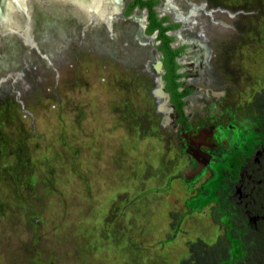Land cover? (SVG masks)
<instances>
[{"label":"rangeland","instance_id":"374dc122","mask_svg":"<svg viewBox=\"0 0 264 264\" xmlns=\"http://www.w3.org/2000/svg\"><path fill=\"white\" fill-rule=\"evenodd\" d=\"M31 1L21 29L36 1L96 21L38 15L28 43L0 31V264H183L198 241L237 263L246 198L220 171L255 169L261 150L250 181L264 188V0H185L198 44L182 56L184 121L156 92L153 44L130 37L134 20L97 22L116 3Z\"/></svg>","mask_w":264,"mask_h":264},{"label":"flooded vegetation","instance_id":"af4514ba","mask_svg":"<svg viewBox=\"0 0 264 264\" xmlns=\"http://www.w3.org/2000/svg\"><path fill=\"white\" fill-rule=\"evenodd\" d=\"M107 1H109L110 3H113V2L117 3L116 7L118 6V8L116 11L110 14V16L106 15L105 17L98 19L97 22L100 24L104 23L106 30L108 29L111 32H116L117 31L116 27H119V25L116 22L115 23L113 22L115 19V13H118V14L121 13L122 17L125 19L134 20L132 25H130L129 35L135 41H139L144 44H146V42L151 41V43L153 44L152 48L150 46H145L147 55L150 56L148 58L147 63L149 65V69L152 72L153 70H152L151 65H152L153 59H152V55L150 54L151 53L150 51L152 49H156L158 51L159 55L157 58L160 60L161 66H162L161 78L163 80V87L168 96V102L174 108L175 113L177 115V120H178V113H177L176 107L171 102V99H170L171 93L166 87L167 86L166 75L168 72V68H167V63H166L167 59L165 57L166 56L165 51L161 47L163 40H162V37H160V28L155 27L154 29L149 31V27L152 24L150 20V15H151V10H153L156 21H159L162 27H166V29L163 30V34L171 37L170 41L168 42L169 47L172 49H178L177 54L173 56V62L177 66L174 71L175 73L179 74V76L176 77L174 80L176 82H179V85L177 87V90L179 92L188 89L187 93L179 97V99L182 101V110H184V101H185V98L191 93V88L189 86L183 85L182 83V77L184 76V71H181L180 68L183 62L185 61L183 60L182 56H183V53L190 47L189 45H192V44L197 45L198 43L194 42L195 41L194 39L196 38L197 33L196 31L192 30L193 29L191 27L192 22L188 24V22L185 21L186 19L185 20L182 19V16L186 17L187 13L190 11L192 7H190V9L187 10V6L184 5L180 0H175V2L174 0H170V6L172 7V9L174 8L175 10H177L179 14L181 13V15L178 16L174 14V11L165 9V4L168 2L167 0H107ZM167 11L170 13H167ZM136 13L140 15H135ZM118 14L116 16L117 18H118ZM66 17L76 18L80 23H83V24L86 23L87 21H96L92 18L91 19L89 18L87 20H82L74 15H66ZM173 17L177 19H182L184 21V23L182 22V26H180L181 25L180 22L173 20L172 19ZM50 18H54V14H52L51 17H48V18L44 17L45 21L49 20ZM198 21L203 22L204 20L198 19ZM112 26L114 27V29L111 28ZM185 27L189 29L190 33L192 34L191 38L188 40H186V38H183L179 34V32H181ZM140 31H143V33L146 34L149 38L146 40L143 37H141ZM150 36H153V38L151 39ZM176 40H177V43H176ZM156 73L159 75V72H156ZM156 73L154 72V75ZM155 76H156V79H155L156 84H160L159 77L157 78V75ZM260 154H261V150L253 151V154H252V156L254 155L253 162H256V163H253V164H256L255 169L260 168V166H258V164H260L259 159H258ZM240 163L241 164L237 169L235 168L237 164L235 162L233 166L231 163L225 167L226 169L220 171L221 175H223V173L228 174L231 181H234V185H233L234 191H235L234 193H236L240 199L244 197L246 198L244 203L240 207L239 205H237L235 209V212L238 218H239V215L240 217H242V222H240L239 225H243V227H240L238 225V222H235L236 223L235 226L240 229V232H241L240 237L242 239V241L240 242L241 246H238V250L241 252V256L238 258V261H244V264H245V262L248 260H252V261L254 260L256 262H259V263L262 262L264 264V260L261 259L262 256L264 255V239H263L264 235L260 236L262 232L260 228H264V214H261L258 217L250 216L252 207L256 204H258L259 206V203L262 204V202H260V199L261 198L262 200L264 199V188L262 187L263 180H256V181L252 180L251 182L250 173L253 172L255 169L250 168L249 171H247L248 167L250 166L249 162L247 163V161L241 160ZM213 180L214 179H210V182H211L210 184L213 183ZM230 184H228L225 187V189H227L230 186ZM230 198H232V196H230ZM256 220H258L257 225L254 224ZM258 229H259V233H258L259 235L257 237L253 238L252 236V238L247 239L248 235H250L251 233L250 230H258ZM246 235L247 237L244 238V236ZM234 246L237 249V245L235 244Z\"/></svg>","mask_w":264,"mask_h":264},{"label":"trees","instance_id":"16d2710c","mask_svg":"<svg viewBox=\"0 0 264 264\" xmlns=\"http://www.w3.org/2000/svg\"><path fill=\"white\" fill-rule=\"evenodd\" d=\"M150 20H151V26L149 27V31L154 29L155 27L160 28V37H162L163 43L161 45L162 49L165 51V57L167 59V68L168 72L166 75L167 78V89L170 91L171 96V102L175 105L177 113H178V120L179 121H184L185 117L183 114L182 110V101L179 99L180 96L184 95L187 93L188 89L179 92L177 90V87L179 85V82H176L174 79L179 76V74L175 73V68L177 67L176 64L173 62V56H175L178 52V49H172L169 47L168 42L170 41L171 37L164 35L163 30L166 29V27H162L160 25L159 21H156V18L154 16L153 10H151V15H150ZM173 26V25H172ZM239 225V223H238ZM240 227H243V225H239ZM262 230L261 235H264V228H260ZM251 233L250 235L244 236L247 237V239L255 238L259 234V229L258 230H250ZM259 238V237H258ZM264 239V236H263ZM191 251L194 254V259L193 261H186L183 264H221V255L224 257H228V253L226 250L225 246H222L221 244H215L212 246H207L203 244L202 242L198 241L194 244H191L190 246ZM264 260V255L262 258ZM254 261V260H253ZM252 260H248L245 262V264H263L262 262H253ZM235 264H244V261H237Z\"/></svg>","mask_w":264,"mask_h":264},{"label":"water","instance_id":"95a60500","mask_svg":"<svg viewBox=\"0 0 264 264\" xmlns=\"http://www.w3.org/2000/svg\"><path fill=\"white\" fill-rule=\"evenodd\" d=\"M184 5L187 1L185 0H180ZM23 2L22 0H0V22H9L11 20H15L14 22L17 24V26H13L12 29H8V26L6 28L0 26V31H6L7 34H10L11 36L14 35L17 38L20 39L21 42L23 43H28L31 41L32 39V30H33V26L29 28L30 25H32V23L34 24V21L36 20V17H38V15L42 16L43 18L45 17L44 13L42 12V10L40 8H38V2L36 1V3H32L30 5L32 13L36 12V14L32 15L31 18L29 19V17L27 18V29H30L29 32H20V25H19V21H23L25 18H22V8H23ZM197 8V7H196ZM7 11H9V14L7 15ZM191 12V11H190ZM190 12L187 13L186 17L184 19H186L185 21H187L189 23V16H190ZM167 13H170L167 11ZM13 14V15H12ZM118 13H115V16H117ZM54 18L59 22L62 23L63 20L66 19L65 16L60 15L59 13H55L54 12ZM173 20H176L178 22H180V26H182V19H177V18H172ZM16 20H19L18 22H16ZM104 24V23H102ZM10 25V24H8ZM11 26V25H10ZM12 27V26H11ZM16 28V29H14ZM140 35L141 37H143L144 39H148L149 37L143 33V31H140ZM150 38L152 39L153 36H150ZM151 55H152V59H155L153 57H158L159 53L156 49H152L150 51ZM154 62H156V70H158L159 74L162 72V66H161V62L160 60L157 58L156 60H154ZM159 81L161 82V86H163V80L161 78V76L159 75ZM164 90H160V93L157 94H162ZM165 93V92H164ZM166 94V93H165Z\"/></svg>","mask_w":264,"mask_h":264},{"label":"bare ground","instance_id":"6f19581e","mask_svg":"<svg viewBox=\"0 0 264 264\" xmlns=\"http://www.w3.org/2000/svg\"><path fill=\"white\" fill-rule=\"evenodd\" d=\"M64 1H66V0H64ZM68 1H72V2H74V3H76L77 4V6H79L80 8H82L83 10H87V11H91L90 9H92L91 7H92V5H94L96 8H99V6H100V0H68ZM168 2L165 4V9H169V10H171V11H174V14L175 15H180L178 12H177V10H175L174 8L172 9V7L170 6V0H167ZM22 2H23V8H24V3H26L27 2V0H22ZM32 1L30 0V3H31ZM102 3V2H101ZM115 5H117V3L115 4ZM27 7V6H26ZM171 7V8H170ZM39 8V7H38ZM42 10V9H41ZM98 10V9H97ZM196 10V8H195V6H192V8L190 9V13H192V12H194ZM86 11V12H87ZM42 12L45 14L44 16L46 17V18H48V17H51V15L52 14H49V13H47L45 10H42ZM9 13V12H8ZM34 14H36V12H33V15ZM55 16V15H54ZM63 16V15H62ZM66 17V16H65ZM183 23H184V21H183ZM33 26V23H32V25H30L29 26V28L30 27H32ZM10 29H12V28H10ZM24 32V33H26V32H29L30 31V29H27V24H25L24 25V27H22V29H20V32ZM152 70H153V72H158V70H156V62H154V59H153V61H152ZM160 87H161V82H160V86H159V89H158V91H156L157 93H160Z\"/></svg>","mask_w":264,"mask_h":264}]
</instances>
